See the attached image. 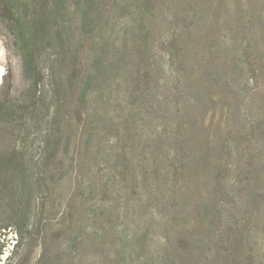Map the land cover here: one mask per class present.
Masks as SVG:
<instances>
[{"label":"rangeland","instance_id":"374dc122","mask_svg":"<svg viewBox=\"0 0 264 264\" xmlns=\"http://www.w3.org/2000/svg\"><path fill=\"white\" fill-rule=\"evenodd\" d=\"M19 1L0 264H264V0Z\"/></svg>","mask_w":264,"mask_h":264},{"label":"trees","instance_id":"16d2710c","mask_svg":"<svg viewBox=\"0 0 264 264\" xmlns=\"http://www.w3.org/2000/svg\"><path fill=\"white\" fill-rule=\"evenodd\" d=\"M19 0H0V9L4 19L8 22L7 28L13 34L14 43L21 54L22 68L25 75L33 79L31 71H37L34 52L35 29L33 22L36 17L28 15L27 11H22L19 6ZM38 73V71H37ZM38 82L34 79L33 86Z\"/></svg>","mask_w":264,"mask_h":264}]
</instances>
